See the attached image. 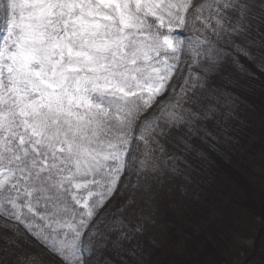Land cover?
I'll return each mask as SVG.
<instances>
[{
  "label": "snow or ice",
  "instance_id": "obj_1",
  "mask_svg": "<svg viewBox=\"0 0 264 264\" xmlns=\"http://www.w3.org/2000/svg\"><path fill=\"white\" fill-rule=\"evenodd\" d=\"M241 56H264V0H0L3 226L62 264H128L143 226L121 222L112 239L100 210L163 174L165 129L233 117L210 77Z\"/></svg>",
  "mask_w": 264,
  "mask_h": 264
},
{
  "label": "trees",
  "instance_id": "obj_2",
  "mask_svg": "<svg viewBox=\"0 0 264 264\" xmlns=\"http://www.w3.org/2000/svg\"><path fill=\"white\" fill-rule=\"evenodd\" d=\"M261 63L264 65V56L252 61L241 56L238 62L226 60L211 75L210 83L233 100L234 115L226 122L224 117L215 116L210 130L194 129L183 123L165 129L166 135L160 138L164 159L176 157V164L193 179L196 194L186 201L180 196L175 200L185 226L176 229L165 225L157 234L162 236L164 232L170 245L149 235L148 259L139 262L133 240L127 247L135 251V256H125L128 264H234L236 257L244 252L250 256L246 264H264V68ZM114 228L118 227L109 222L101 232ZM108 234L112 239L119 235ZM4 237L16 241L8 254L0 251V261L4 264H15L12 253L30 257L29 264H46L34 248L8 229H0V249L4 247ZM249 240H254L252 250L246 244ZM178 243L182 244L180 252L172 249V244ZM104 256L111 264H121L114 252H105Z\"/></svg>",
  "mask_w": 264,
  "mask_h": 264
},
{
  "label": "rangeland",
  "instance_id": "obj_3",
  "mask_svg": "<svg viewBox=\"0 0 264 264\" xmlns=\"http://www.w3.org/2000/svg\"><path fill=\"white\" fill-rule=\"evenodd\" d=\"M264 68V65L261 63ZM182 67H185L182 65ZM187 68L185 67L184 74L186 75ZM182 80L174 79L173 84L176 85L177 92H179V86ZM171 91V90H170ZM175 99V98H174ZM194 129L205 128L210 130L213 125V119H201L191 124ZM136 141H133V147L136 145ZM142 149V145H141ZM176 157L164 159L165 164L163 166V174L156 177L155 181L151 183L149 191H143L140 189H133L131 185L128 189H125L122 194L117 193L110 199L102 208L97 216V220L101 222L97 225V232L100 233L106 224L112 222L120 227V223L123 222L129 226L135 227L136 225H142L143 231L135 234L134 243L136 245V256L139 262L144 259H148L147 256L150 253V246L148 245V236L154 235L164 241L165 245L169 244V239L165 236L164 232L162 236H158L165 225H170L176 229H182L185 226V222L182 220L179 209L174 204L175 200H179V196L183 200L191 198L195 191V184L192 178H189L182 168L176 164ZM181 170V171H180ZM183 171V172H182ZM152 173H145L144 177L147 180L152 179ZM133 183L136 182V177L132 178ZM145 179L141 180V183H145ZM131 201V202H129ZM170 206H166L168 203ZM182 202V200H181ZM9 223H12L11 221ZM95 223V221H94ZM0 229H6L3 226L2 218H0ZM13 232V231H12ZM19 235L16 233V238H19L26 242L29 246L34 248L42 257L43 262L46 264H62L59 257L50 252L48 248L30 235L23 226H18ZM254 240L246 242L249 249H254ZM172 249L176 252L182 250V244H172ZM249 254L240 253L236 257L234 264H246L245 259Z\"/></svg>",
  "mask_w": 264,
  "mask_h": 264
}]
</instances>
